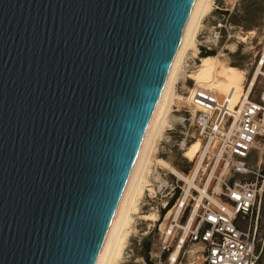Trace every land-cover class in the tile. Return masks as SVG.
Returning <instances> with one entry per match:
<instances>
[{
  "label": "water",
  "instance_id": "95a60500",
  "mask_svg": "<svg viewBox=\"0 0 264 264\" xmlns=\"http://www.w3.org/2000/svg\"><path fill=\"white\" fill-rule=\"evenodd\" d=\"M196 0H0V264H95Z\"/></svg>",
  "mask_w": 264,
  "mask_h": 264
},
{
  "label": "rangeland",
  "instance_id": "374dc122",
  "mask_svg": "<svg viewBox=\"0 0 264 264\" xmlns=\"http://www.w3.org/2000/svg\"><path fill=\"white\" fill-rule=\"evenodd\" d=\"M212 7V12L203 18L202 25L199 27L197 34L198 49L201 52L204 50L214 51L215 55L221 53L220 59L225 65L243 70L246 73L247 80L250 79L261 65L260 62L264 56V0H212ZM233 17L238 20L237 24L232 22ZM216 32H220L218 39L216 38ZM241 37H246V39L242 41ZM192 54V51H188L184 57V62L195 58ZM198 57H202L201 53ZM184 62L181 69L182 75L176 85V93L185 99H176L172 104L168 124L162 139L158 143L157 152L153 154L154 160L149 179L154 192L145 191L139 206V214L134 216L133 227L121 264H145V242L150 243L149 256L153 262L159 263V257L161 256L162 264H170V255L176 249V245L182 236V231L175 229L173 234L166 240L164 232L172 223V220L171 218L166 219L165 215L168 212L164 216L161 213L177 190L180 191L178 199L186 195L187 184L177 174L170 172L164 165L158 163L157 159L164 160L187 177L193 175L198 162L201 160L194 182L201 189L207 186V194L210 196L217 195L221 191L223 182L233 178L232 173L226 171L223 167L221 149L218 144L206 146L208 145L206 140H202L195 134L188 121L184 120V116H186L184 104L190 90L195 85V82L188 76L192 73L186 70ZM196 63H199L198 60H196ZM263 64L261 66L262 73L258 75L255 86L250 93V99L252 100H259L264 92ZM216 77H220V74H216ZM217 94L221 99L225 97L220 91H217ZM241 100L240 98L235 106H238ZM198 139L202 143L201 151L194 161H190L183 155L184 149ZM203 152H205V157ZM246 178L252 180L254 176L249 175ZM205 197L206 195L202 196L197 188L192 187L190 193L186 195L188 210L191 211L195 204ZM175 205L176 201L170 210L174 211L177 207ZM154 212L158 214L156 221L150 222L142 219L143 215ZM182 216L183 213L178 216V223L181 225L184 224L181 221ZM257 238L259 248H262L259 262L264 264L263 211L258 225ZM167 245L170 246V251L167 252L166 257H163L166 252L163 248ZM200 250L199 245L185 243L179 253L178 261L175 263L203 264Z\"/></svg>",
  "mask_w": 264,
  "mask_h": 264
},
{
  "label": "built area",
  "instance_id": "2783aa9c",
  "mask_svg": "<svg viewBox=\"0 0 264 264\" xmlns=\"http://www.w3.org/2000/svg\"><path fill=\"white\" fill-rule=\"evenodd\" d=\"M219 36L220 32H216L217 39ZM200 53L199 50L192 62H184L188 72L197 70ZM229 103L227 97L219 98L217 91L206 86L195 84L190 90L184 104V120L206 140V146L218 144L223 167L233 178L223 182L217 195L206 196L191 211L186 196L176 198L175 206L183 213L184 224L177 219L164 233L168 240L175 229L182 231L177 245L181 249L185 243L199 245L203 264H260L262 248L257 235L264 212V92L259 100L249 96V100L234 108ZM249 175L254 178L248 180ZM192 214L185 231L184 225ZM163 249L167 253L170 246ZM178 258L179 255L177 261ZM153 264H162L161 256L159 263Z\"/></svg>",
  "mask_w": 264,
  "mask_h": 264
},
{
  "label": "bare ground",
  "instance_id": "6f19581e",
  "mask_svg": "<svg viewBox=\"0 0 264 264\" xmlns=\"http://www.w3.org/2000/svg\"><path fill=\"white\" fill-rule=\"evenodd\" d=\"M212 8V0H196L192 7L181 36L177 53L167 75L156 108L145 131L135 163L95 264H121L123 260L124 252L133 227L134 216H138L139 214V206L141 205L140 203L144 197L145 191L154 192L149 179L154 160L153 154L157 152L158 143L162 139L165 128L168 124L172 104H174L176 99H185L176 93V85L182 75L181 69L184 57L188 51H192L193 57L196 58L199 51L197 47L198 30L200 25H202L201 22L203 18L212 12ZM245 39L246 37H241L242 41ZM220 56H222L221 53L218 55L201 57L197 70L193 72L189 78L197 85H203L214 89L215 91L222 92L230 101L229 106L234 108L236 107L235 103H237L240 98L242 100L239 105L243 104L245 100H249L250 93L255 86L257 77L262 73L261 66L264 61V56L260 62L261 65H259L255 74L248 80L246 78V73L243 70L225 65L220 59ZM216 74H220V77H216ZM201 147L202 143L198 139L184 149L183 155L190 161H194L201 151ZM203 153L205 157V152ZM157 160L158 163L162 166L164 165V167L170 172L177 174L180 179L187 184L185 190L186 195L190 193L192 187H195L200 191L202 196H209L207 194V186L206 188L201 189L194 182L201 165V160L198 162L195 172L191 177L183 175L175 167L166 163L164 160ZM169 210L165 215L166 219L171 218V220L173 219L172 222H177L180 208L178 207L174 211ZM140 217L142 218L141 215ZM192 217L193 214L188 223L184 225L185 231L188 230ZM142 219L150 222L156 221L158 219V214L154 212L143 215ZM180 250L181 245L178 244L174 252L170 255V264H174L177 261Z\"/></svg>",
  "mask_w": 264,
  "mask_h": 264
},
{
  "label": "trees",
  "instance_id": "16d2710c",
  "mask_svg": "<svg viewBox=\"0 0 264 264\" xmlns=\"http://www.w3.org/2000/svg\"><path fill=\"white\" fill-rule=\"evenodd\" d=\"M232 22H233L234 24H237V23H238V20H237L235 17H233ZM201 55H202V57L212 56V55H215V52H214V51H202V52H201ZM179 194H180V191L177 190V191L175 192V194H174V197H173V198L169 201V203L167 204V207H166L164 210H162V213H161L162 216H164V215L167 213V211H168L169 209H171V207H172L173 204H174V201L176 200V198L179 197ZM182 221H185V219L183 218ZM144 249H145V251H146V255H145V262H146V264H153V261L150 259V256H149L150 243L145 242ZM166 256H167V253H164V254H163V257H166Z\"/></svg>",
  "mask_w": 264,
  "mask_h": 264
}]
</instances>
